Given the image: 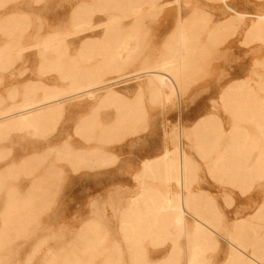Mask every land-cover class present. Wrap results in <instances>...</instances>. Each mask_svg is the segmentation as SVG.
Instances as JSON below:
<instances>
[{
  "label": "rangeland",
  "instance_id": "rangeland-1",
  "mask_svg": "<svg viewBox=\"0 0 264 264\" xmlns=\"http://www.w3.org/2000/svg\"><path fill=\"white\" fill-rule=\"evenodd\" d=\"M5 5L41 6L31 9L35 23L58 10L60 28L41 34L29 30L28 14L15 13L0 29L9 38L0 45V69L10 66L12 83L41 80L14 104L13 91L12 105L0 108V164L10 162L0 168V264H164L171 245L174 257L165 264H186L183 235L126 227L143 160L173 148L179 127L192 128L202 116L218 125L212 143L201 147L191 135L184 148L191 191L210 196L197 208L222 235L202 254L204 264H223L230 239L264 260V21L258 36L246 38L253 20L264 17V0H0ZM193 10L197 18L188 23ZM227 19L230 29L210 39ZM26 32L37 33L24 44ZM26 51L39 54L33 65ZM149 69L170 75L177 88L157 78L147 86ZM110 91L119 99L101 103ZM55 95L62 98L29 106ZM53 106L49 120L19 123L22 114ZM135 107L141 111L127 116ZM152 173L144 182L165 189Z\"/></svg>",
  "mask_w": 264,
  "mask_h": 264
},
{
  "label": "bare ground",
  "instance_id": "bare-ground-1",
  "mask_svg": "<svg viewBox=\"0 0 264 264\" xmlns=\"http://www.w3.org/2000/svg\"><path fill=\"white\" fill-rule=\"evenodd\" d=\"M195 18H197L196 11L193 10L191 17L187 19V22H193ZM263 21L264 17L253 20L247 31V39H252L253 37L258 36L256 33L258 29H260ZM231 23H233V20L230 19L221 21L209 32L208 37L212 39V37L217 36L218 34H216V32H219V30L227 32L228 29H230ZM144 72L177 88L176 81L168 74L163 76V73L153 69L144 70ZM236 86L237 84L226 87L222 96ZM249 87L250 90L253 91V86L251 85ZM88 89L89 87L79 88L78 94L84 93L88 91ZM256 99L258 98L256 97ZM48 101H50L49 98L43 102H36L35 105L42 106ZM57 110L58 109L55 107L50 108L43 114H38V116L22 114L19 123L29 126L33 123L41 122V120L47 121ZM45 114L47 115L45 116ZM4 116L5 115H1V118ZM86 123L81 125L83 126ZM238 128L239 126H234L233 131H237ZM217 131L218 125H213L207 118L199 119L192 128L179 127V130L174 136L173 148L166 146L162 156L153 159H145L143 161L142 170L138 176V178L142 179L140 180L141 190H139L136 197L129 203V210L134 212V219L128 221L126 228L128 229L131 227L130 230H132L134 234L139 235L141 233H155L165 229L170 230V232H173L174 234L183 235L189 245L185 251L186 264H204V256L202 254L207 249L213 250V247L219 243L214 237L215 235L220 237H222V235L216 231L213 228L214 226L205 218L203 208H197V203L206 200L210 196L203 191H191L190 165L192 162L184 148V142L189 141L191 135H195L198 144L203 147L206 144L212 143V136L216 135ZM246 137L248 139L249 135L247 134ZM216 144L217 143L213 144L212 147L209 148V153L207 155L211 154L210 150H217L218 145ZM228 150L229 148H226L225 152H223L217 160L215 159V162L219 163V161L223 159V156L227 155ZM155 169L156 173H159V180L165 186V189L163 190L157 189L147 182H144L146 177H150L154 174L152 172ZM169 186L173 187L172 192L166 189V187ZM191 203H194L197 206L195 205L196 207L192 208ZM263 208L264 203L261 209ZM237 229L234 228V231H237ZM229 244L231 249L229 250L228 257L223 264H263L264 260L256 253L247 252L246 246L241 240L234 241L230 239ZM174 251L175 248H173L171 253L167 256L166 262L171 261L174 257Z\"/></svg>",
  "mask_w": 264,
  "mask_h": 264
},
{
  "label": "crops",
  "instance_id": "crops-1",
  "mask_svg": "<svg viewBox=\"0 0 264 264\" xmlns=\"http://www.w3.org/2000/svg\"><path fill=\"white\" fill-rule=\"evenodd\" d=\"M7 6L8 5H5V6H2V8H0V14H2V16H0V19H2L0 21V29H4L6 26H9L10 25L7 21H5V19H7L8 15L15 14V13H18V14H20V13H26V14L29 15V17H30V20H29V24L30 25L28 27L29 30H32L33 29V30H37L38 31V29L42 28V31H40V33L41 34H45L47 31H53V30H56V29L60 28V26H59V19H58L59 18V11L58 10H57V12H53V11L51 12L50 17H49L50 18L49 21L42 22V23L41 22L35 23L34 21L31 22L32 16H33L32 15V12H31V9H34V12H38V11H41L42 10L41 9V6H35V7H33V6H26V7L25 6H19V7H15L12 10H3ZM28 8H30V9H28ZM135 24L136 23H134L131 27L132 28H135L136 27ZM36 33L37 32H33L32 33L33 35H27V32H26V34H24V37H23V43L25 44L27 42H32L34 40V35ZM1 34L4 37L0 38V45H3L9 38H8V36L4 35V33L2 31H0V35ZM28 39H30V40H28ZM29 52L30 51H26V52H24L23 55H24L25 60H28L29 62L31 61V65H33L34 60H38V58H36V55H39V54L37 52H33V53H29ZM37 67H40V65H38ZM17 69H18L17 71H18L19 74L23 70V68L21 67L20 64L18 65V68ZM0 72H3V73H0V77L2 76V82H1V85L2 86L0 88V93H1L0 94V98H1L2 102H1L0 108L3 109V110L6 109V108H9L12 105V103H10V99H12V97L10 96V94L13 91H17L16 98L12 100L13 101V104H14L16 102L22 101L23 94H24L26 88L31 83L41 81L39 79H28V78L21 79L20 78V80H18V81L15 80L14 83H12L10 66L8 68H6V69H0ZM163 76H166V75L163 74ZM153 80H155L154 79V76H151L149 78V80L147 81V86H150V87L153 86L154 87L155 85L152 84V81ZM42 82L45 83V84H47V85H49V86H53L52 85L53 80L50 81L51 84H48V83H46L44 81H42ZM82 87H88V86L87 85L86 86H78L77 87V90L78 91H77L76 94H78L79 88H82ZM18 96H19V99H17ZM119 97H120V94L118 92L110 91V92H108L104 96V98L102 99L101 103L107 102V101H114L115 102V99L118 100ZM61 98H62L61 95H59L58 97H57V95L52 96V97H49V100L50 101H48L47 103H53V102H55L57 100H60ZM51 99H53V100H51ZM36 102H39V101H34L33 102V105L30 104L29 105L30 108H35V107L41 108V107H43V105L42 106L35 105ZM47 103H45V104H47ZM51 108H54V106L51 107ZM55 108H57V107H55ZM140 111H141V108L140 107H137V108L135 107L130 112H128V115L127 116H130L131 117V115H133L132 113H136V112H140ZM202 117H200L199 119H201ZM87 121H88V118H84L82 120L83 123L84 122L86 123ZM126 121L129 122L128 119H126ZM121 122H123V121H121ZM3 137H4V135H3ZM32 154H34V151L31 153V155L30 154H28V155L32 156ZM23 155H25V154L24 153L23 154H20V156H23ZM162 155H163V153L161 155H159V156H156V157H160ZM153 158H155V157H153ZM153 158H147V159H153ZM7 164H10V162H3L2 164H0V168L4 167ZM116 237H118V234H116ZM171 248H172V245L165 252H167V254H169L170 251H171ZM222 249H223L222 251L224 252V251H227L228 248L222 246ZM163 258H165V257H163ZM163 258H161V259H163ZM166 258L162 261V262H164V264L167 263L166 262ZM161 259H159L158 261H160ZM158 261H151V262H158Z\"/></svg>",
  "mask_w": 264,
  "mask_h": 264
}]
</instances>
